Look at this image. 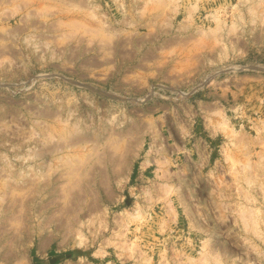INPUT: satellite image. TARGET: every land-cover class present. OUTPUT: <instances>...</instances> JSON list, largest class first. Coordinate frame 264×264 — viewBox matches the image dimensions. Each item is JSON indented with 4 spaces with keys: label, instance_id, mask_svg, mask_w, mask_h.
<instances>
[{
    "label": "rangeland",
    "instance_id": "1",
    "mask_svg": "<svg viewBox=\"0 0 264 264\" xmlns=\"http://www.w3.org/2000/svg\"><path fill=\"white\" fill-rule=\"evenodd\" d=\"M0 264H264V0H0Z\"/></svg>",
    "mask_w": 264,
    "mask_h": 264
}]
</instances>
